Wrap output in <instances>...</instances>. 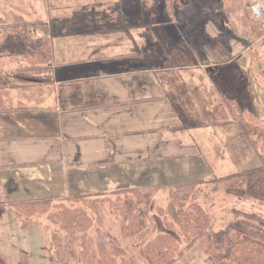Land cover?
I'll use <instances>...</instances> for the list:
<instances>
[{
  "label": "crops",
  "instance_id": "crops-1",
  "mask_svg": "<svg viewBox=\"0 0 264 264\" xmlns=\"http://www.w3.org/2000/svg\"><path fill=\"white\" fill-rule=\"evenodd\" d=\"M15 9L29 21L49 24L54 70L36 83L26 79L32 75H13L16 83L29 84L14 88L11 100L0 106L1 247L10 264H44L42 226L25 228L11 202L214 175L203 160L177 159L175 152L168 158L176 130L185 128V114L208 121L217 105L220 133L227 143L239 139L233 143L238 171L262 165L240 126L238 108L264 122L261 29L253 41L245 38L246 46L229 14L219 13L204 31L231 37L229 45L202 47L210 62L205 69L192 56L183 26L171 21L166 0H25ZM222 64L231 102L210 74L211 66ZM0 77L9 80L10 74ZM46 84L50 90L41 91L37 104L31 90ZM177 163L186 171H169ZM184 176L190 179L177 180Z\"/></svg>",
  "mask_w": 264,
  "mask_h": 264
},
{
  "label": "trees",
  "instance_id": "trees-1",
  "mask_svg": "<svg viewBox=\"0 0 264 264\" xmlns=\"http://www.w3.org/2000/svg\"><path fill=\"white\" fill-rule=\"evenodd\" d=\"M167 5L171 17L183 26L182 35L194 59L198 63L210 64L202 51V43L219 40L226 44L228 35L209 37L204 26L223 12L222 3L219 6L216 4L220 8L217 15L208 16L205 13L206 6H202L198 0H167ZM2 24L0 28L5 26ZM6 26L10 28V24ZM50 32V26L44 20H25L13 36L6 38L3 46L0 45V58L15 60L18 68L13 71L0 64V74H10L7 80L10 82H15L12 75L19 72L21 76L32 75L35 78L49 76L54 70ZM224 68V64L221 67H209L216 85L227 99L230 95L223 88L226 83L221 78ZM10 84L18 88L29 83ZM0 88H9V85H0ZM238 108L240 126L257 150L262 165L222 177H212L207 181H187L168 186L167 206L164 209L156 206V210L161 212L162 209L172 214L180 225L182 242L173 238L167 247L159 246L155 243L156 235H170L155 233L154 241L149 240L142 250L148 264H164L163 258L169 256H174L182 263L186 251L194 248L200 249L210 264H264V122L248 118L241 107ZM232 109L236 111L235 107ZM205 183L216 184V187L223 185L236 198L234 206L229 209L228 222L217 221L199 205L202 184ZM159 187L117 188L106 192L80 193L62 199L44 197L20 200L11 202L10 206L19 215L25 228L35 224L46 228L50 258L55 264H131L125 256L113 254L117 247L115 237L104 229L101 212L109 211L110 215L127 223L120 228L122 236L139 235L140 230L139 234L133 230L130 214L143 220L148 216L149 224L152 223L151 213L155 208L152 202ZM243 202H250L254 207H246ZM128 203L132 206L129 207ZM10 262L2 250L0 234V264Z\"/></svg>",
  "mask_w": 264,
  "mask_h": 264
},
{
  "label": "rangeland",
  "instance_id": "rangeland-1",
  "mask_svg": "<svg viewBox=\"0 0 264 264\" xmlns=\"http://www.w3.org/2000/svg\"><path fill=\"white\" fill-rule=\"evenodd\" d=\"M24 2L25 0H0V19H2L3 21L0 24L3 23L2 24L3 26L10 24V28H8L9 26H6L8 31L6 30L5 26L3 28H0L1 46H3V43L6 40V38L8 39V37L13 36L17 31V29H20L24 21L27 20L25 19L24 16L18 13L20 11L19 9H15L17 8V5L23 6ZM198 3L202 4V6L203 5L206 6L205 13L207 16L210 14L217 15L220 12L219 11L220 8H218L216 4H218L219 6V4L222 3L223 13L226 12L229 14V18L232 19V22L236 27L235 29L237 31V34L235 35L241 37L245 41L246 46H248L250 43L245 38L249 39V36H251L249 40L253 41L252 35L254 33L257 38L260 29L262 32H264L263 24L259 20H254V19L252 20L251 16L248 15V11H250V7L252 5V0H198ZM166 6L170 14V10L167 5V0H166ZM170 19L171 21L173 20L175 21L174 17H171ZM226 35H228L229 38L231 37V33L225 32L224 36ZM208 36L213 37L210 34H208ZM228 37L225 40V42H227V45H229ZM217 41L221 42L219 40ZM262 42H260L261 46H263L264 44V41ZM205 44L206 43H202V47ZM257 51L261 53L260 48H257ZM150 59L151 57L149 58V61ZM11 62L15 63V65H7L10 64ZM0 64H3L4 68L7 69L9 68L11 70L13 69V71L18 68V65L16 67V61L11 60L10 58H8V60L5 58H0ZM206 65L207 64L202 63L203 67ZM205 69H207V67ZM16 74L21 75L22 73L19 72ZM1 78L3 77H0V85H9V88H4V89L0 88V106H6L7 103L11 100L8 98L11 96V94L9 95L8 93H13L12 91L15 88V86H13V84L10 83L15 84V82L1 80ZM16 78L19 79L18 76ZM26 79L32 80V82L30 83H36L34 81L35 80L37 81V79L39 78H35V76H31V77L29 76ZM41 79H39L40 82ZM14 80H16L15 77ZM216 86L218 87V85ZM228 87H229L227 89L228 94L231 95L233 90L230 85ZM45 89L48 91L50 90L48 84L44 85L43 88H37L36 90H31V95L35 97V101L37 102V104H40L42 102V99L44 98L42 92L43 93L46 92ZM229 99L230 98H227V100ZM217 102H218V98H217ZM212 110L214 111V116L209 117L208 121H204L202 118L199 120L195 119L190 114H185L182 116L186 119L185 128L184 129L179 128L176 130L175 132L176 140L174 142V147H173L174 149L172 148L170 150V155L168 156V158H173V153L175 152L174 156L177 157V159L194 158L197 160L198 159L203 160V164H205V166L208 168V171H212L214 175L209 177H204V179L198 181H207L212 177H222L231 172H236L238 171V166H239L238 148L233 145V143L238 142L239 139L237 138L235 140L228 141L227 143V140L223 136V133L221 134L220 130L218 129L222 127L221 124L216 123L218 117L222 116L219 113L220 108L216 105L214 108H212ZM219 133L221 134L222 140L218 138L220 135ZM230 148L234 149V154L232 153V150ZM179 170L185 172L186 168L183 164L177 163V166L175 168L173 167L169 169V171H179ZM188 179L190 178L184 176L182 178H178L177 180H188ZM215 185L216 184L213 185V183L202 184V192L199 196L198 203L202 207L204 212L213 215V217H215L217 221L220 220L221 222H224L223 220H226L228 222L230 220L229 209L234 206V203L236 202V198L232 194H229L227 192L225 186L220 185L216 187ZM159 186L160 187L157 189L158 191L154 195V199L152 202V205L155 207L154 209H152V213H151V218L153 221L150 220V222L152 223L149 224L148 216L147 219L143 220L142 218H138L137 216L130 214V219H132L134 223L133 230H135V232L138 234L140 230L141 232L139 235H136L134 237L122 236L120 228L123 225H126L127 223L124 224L120 219H117L112 215H110L109 211L101 212L104 229L106 231H110V233L115 237V243L117 247L115 248V250H113V254L125 256L131 261V264H148V262L146 261V259L142 254V250L145 248V246L148 245L149 240L154 241L153 236H155V233L161 232L170 235V236H165V235L159 236L157 234L156 235L157 238H155L156 239L155 243L158 244L159 246L167 247L169 245L170 239L173 238L182 242V238L180 236L181 231L179 229L180 225H178L179 223L174 219L172 214L168 213V211L166 210L160 209L161 212L159 210H156V206H160L164 209L169 201L168 186H170V184L163 183V185H159ZM143 187L148 188L150 186H143ZM140 197H143V195H141ZM242 204L246 207H250V208L254 207V205L250 202H243ZM128 206L130 207L132 206V204L128 203ZM0 213H1V209H0ZM221 222L219 224H221ZM2 224L3 223L0 220V234H2ZM42 229H43L42 241L44 246V255H43L44 264H55V262L50 258L51 252L49 248L50 243L47 235V230L44 226H42ZM183 247L185 249V245ZM183 260L184 262L181 263L180 261H177L174 256H169L163 258L162 261L164 264H210L206 256L203 254V252L198 248L187 250Z\"/></svg>",
  "mask_w": 264,
  "mask_h": 264
},
{
  "label": "built area",
  "instance_id": "built-area-1",
  "mask_svg": "<svg viewBox=\"0 0 264 264\" xmlns=\"http://www.w3.org/2000/svg\"><path fill=\"white\" fill-rule=\"evenodd\" d=\"M251 10L264 26V0H252Z\"/></svg>",
  "mask_w": 264,
  "mask_h": 264
}]
</instances>
